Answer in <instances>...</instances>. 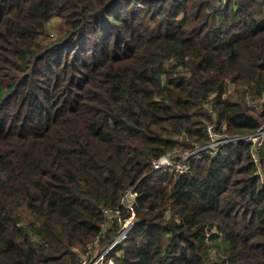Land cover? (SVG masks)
<instances>
[{
  "label": "trees",
  "instance_id": "1",
  "mask_svg": "<svg viewBox=\"0 0 264 264\" xmlns=\"http://www.w3.org/2000/svg\"><path fill=\"white\" fill-rule=\"evenodd\" d=\"M263 122L264 0H0V264H78L128 187L114 264H264L250 145L151 165Z\"/></svg>",
  "mask_w": 264,
  "mask_h": 264
},
{
  "label": "built area",
  "instance_id": "2",
  "mask_svg": "<svg viewBox=\"0 0 264 264\" xmlns=\"http://www.w3.org/2000/svg\"><path fill=\"white\" fill-rule=\"evenodd\" d=\"M254 107L255 102H252ZM208 142L202 145H196L188 151L177 154L167 152L151 162L152 169L157 171H171L184 173L189 169L192 160L204 156H215L219 150L226 145L244 142L250 145V155L263 177L260 154L264 147V122L252 132L244 134L220 133L216 130L214 124L207 126ZM137 200V191L134 187H128L124 190L119 204L114 207H105L103 209L104 221L100 225V231L95 239L88 243L81 252L78 264H112L109 262V254L112 250L122 245L126 240L128 233L136 222L134 204ZM124 213L127 216H124ZM118 225L116 236L106 246H100V240L111 227L113 222ZM121 252L118 254L120 255Z\"/></svg>",
  "mask_w": 264,
  "mask_h": 264
},
{
  "label": "rangeland",
  "instance_id": "3",
  "mask_svg": "<svg viewBox=\"0 0 264 264\" xmlns=\"http://www.w3.org/2000/svg\"><path fill=\"white\" fill-rule=\"evenodd\" d=\"M58 20L56 18H53L49 23H48V31H49V35L50 36H55V27H56V24H57ZM82 250L79 251V257H80V254H81ZM121 251L120 250H117L116 251V255H118ZM79 260V258H78ZM109 262L114 264V256H109L108 258ZM79 263V262H78Z\"/></svg>",
  "mask_w": 264,
  "mask_h": 264
}]
</instances>
